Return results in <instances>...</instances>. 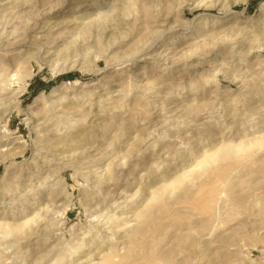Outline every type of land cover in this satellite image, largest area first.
<instances>
[{
  "label": "rangeland",
  "instance_id": "1",
  "mask_svg": "<svg viewBox=\"0 0 264 264\" xmlns=\"http://www.w3.org/2000/svg\"><path fill=\"white\" fill-rule=\"evenodd\" d=\"M75 2L0 0V264H264V0Z\"/></svg>",
  "mask_w": 264,
  "mask_h": 264
},
{
  "label": "bare ground",
  "instance_id": "2",
  "mask_svg": "<svg viewBox=\"0 0 264 264\" xmlns=\"http://www.w3.org/2000/svg\"><path fill=\"white\" fill-rule=\"evenodd\" d=\"M69 1V0H68ZM87 1H89V0H76V2L75 3H78V2H82V4L81 5H79L78 7H76L75 8V12L77 13V14H80L81 12H83V13H85L88 9H89V5L87 6V4H85V2H87ZM118 1V0H117ZM124 1V0H123ZM66 2V1H65ZM94 2V1H93ZM135 2V1H134ZM70 3V2H69ZM72 3V2H71ZM74 3V2H73ZM113 3V2H112ZM133 3V2H132ZM83 4H85V5H83ZM100 4H101V2H100ZM106 3H102L101 4V7H104V6H108V5H105ZM111 4V3H110ZM114 4V3H113ZM134 4V3H133ZM91 5V4H90ZM97 5V4H96ZM117 5V4H116ZM62 6V5H61ZM113 6V5H112ZM134 6V5H133ZM65 9V8H64ZM63 11V10H62ZM111 11V10H110ZM121 11V10H120ZM107 12V11H106ZM106 12L105 13H103V14H101L102 13V11H101V13L99 12V14L98 15H100L101 17H100V19H101V21H104V20H107L108 21V19H107V17H108V14H109V12L106 14ZM105 14V15H104ZM57 15V14H56ZM81 15V14H80ZM104 15V16H103ZM110 15H111V13H110ZM112 15H113V13H112ZM115 15H116V13H115ZM115 15L113 16V17H109V18H116L115 17ZM118 15V14H117ZM82 16V15H81ZM80 17V16H79ZM84 18V17H83ZM119 18H120V16H119ZM96 19V18H95ZM97 20V19H96ZM99 20H97V22H98ZM101 21H99L100 22V24H101ZM110 21V20H109ZM93 22H95V24H96V21L94 20V21H91L90 22V24L92 25L93 24ZM40 22H36V24L35 25H38ZM44 23V22H43ZM46 24V23H45ZM45 24H43V25H41V24H39V28H44L46 25ZM99 24V23H98ZM105 24H107V23H105ZM45 25V26H44ZM97 25V24H96ZM49 26V25H48ZM105 26V25H104ZM87 27V26H86ZM95 27V26H94ZM97 27H98V25H97ZM114 27V26H113ZM92 28V27H91ZM101 29H103V28H101ZM88 30H92V29H88ZM44 31H46V30H44ZM98 31V30H97ZM102 31V30H101ZM87 32V31H86ZM89 32V31H88ZM100 34V33H99ZM99 40H100V38H99ZM98 40V41H99ZM1 71V70H0ZM2 73V72H1ZM1 75V74H0ZM1 78V77H0ZM11 79H13V78H11ZM2 80V79H1ZM2 82V81H1ZM1 84V83H0ZM2 85V84H1ZM6 86V85H5ZM2 88H3V86H1ZM6 88H7V86H6ZM4 89V88H3ZM3 103V101H0V104H2ZM70 206V204L69 205H66L65 207H66V209L65 210H67V208ZM80 246V245H79ZM111 248V247H110ZM91 261V260H90Z\"/></svg>",
  "mask_w": 264,
  "mask_h": 264
}]
</instances>
